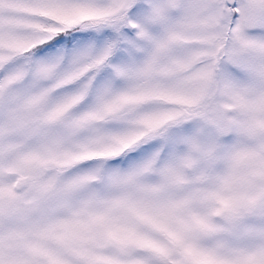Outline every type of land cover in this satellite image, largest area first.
Wrapping results in <instances>:
<instances>
[{
  "label": "snow or ice",
  "instance_id": "6c2138e0",
  "mask_svg": "<svg viewBox=\"0 0 264 264\" xmlns=\"http://www.w3.org/2000/svg\"><path fill=\"white\" fill-rule=\"evenodd\" d=\"M0 264H264V0H0Z\"/></svg>",
  "mask_w": 264,
  "mask_h": 264
}]
</instances>
